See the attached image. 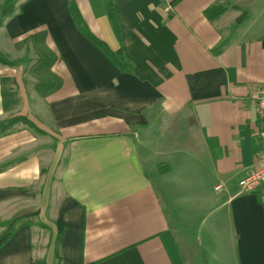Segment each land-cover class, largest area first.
Wrapping results in <instances>:
<instances>
[{
  "label": "crops",
  "instance_id": "0c3cea01",
  "mask_svg": "<svg viewBox=\"0 0 264 264\" xmlns=\"http://www.w3.org/2000/svg\"><path fill=\"white\" fill-rule=\"evenodd\" d=\"M70 2L132 73L84 35ZM113 6L120 39L104 0H15L0 23V121L42 131L0 136V264H185L176 198L168 210L163 194L211 187L215 264H264V184L239 186L259 148L249 95L264 83V0Z\"/></svg>",
  "mask_w": 264,
  "mask_h": 264
},
{
  "label": "rangeland",
  "instance_id": "374dc122",
  "mask_svg": "<svg viewBox=\"0 0 264 264\" xmlns=\"http://www.w3.org/2000/svg\"><path fill=\"white\" fill-rule=\"evenodd\" d=\"M256 121L258 123L257 119ZM254 137L256 138V136ZM217 192L218 194L220 193V191H214L213 187H211L207 189V192L198 196L190 193L163 194L168 210H172L169 200L172 201V199L176 198V207L174 209H176L181 218L177 227V236L181 241H178L177 244L181 246L180 255L184 256L185 264H215L211 255L212 253H219L217 252L218 244L217 241H214V247H208L207 230H211L214 239L218 240V233L214 232L219 228L216 224L219 221L218 202L213 198L217 195ZM186 196L190 198L185 203ZM199 198H202V201ZM199 202L202 203L201 207H197ZM174 209L172 216L174 215ZM212 219H214V224H212ZM211 228L214 229L212 230ZM228 228L229 226L226 225V229ZM226 236H229L228 232ZM230 245V241L227 239L225 243L226 251L230 249ZM230 258H226L227 262L230 261ZM228 264L230 263L228 262Z\"/></svg>",
  "mask_w": 264,
  "mask_h": 264
},
{
  "label": "trees",
  "instance_id": "16d2710c",
  "mask_svg": "<svg viewBox=\"0 0 264 264\" xmlns=\"http://www.w3.org/2000/svg\"><path fill=\"white\" fill-rule=\"evenodd\" d=\"M14 4L15 0H6L4 5L0 8V23L4 18L10 17L14 14ZM104 5L106 7V14L108 16V19L110 20L115 33L118 35V39H120L119 25L116 19L113 0H104ZM70 10L76 24L84 33V35H86V37L94 42L120 71L132 73L134 70V65L126 58L122 48L113 51L103 40H100L93 34H91L74 2H70ZM226 10L227 5L212 6L206 10L205 15L209 19L214 20L218 19ZM18 124H25L32 130L42 133V131H40V129L35 125V123L30 121L25 116H16L7 120L0 121V136L10 132Z\"/></svg>",
  "mask_w": 264,
  "mask_h": 264
},
{
  "label": "built area",
  "instance_id": "2783aa9c",
  "mask_svg": "<svg viewBox=\"0 0 264 264\" xmlns=\"http://www.w3.org/2000/svg\"><path fill=\"white\" fill-rule=\"evenodd\" d=\"M249 97L257 112L258 123L254 134L258 140L259 148L255 153V162L252 169L239 182L244 192L254 191L261 184H264V83L253 85ZM216 189H220V186L218 185Z\"/></svg>",
  "mask_w": 264,
  "mask_h": 264
}]
</instances>
